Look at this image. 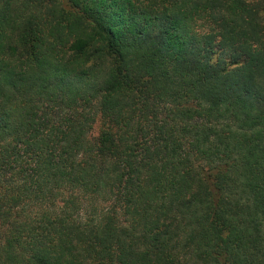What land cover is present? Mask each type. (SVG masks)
<instances>
[{"label": "trees", "instance_id": "1", "mask_svg": "<svg viewBox=\"0 0 264 264\" xmlns=\"http://www.w3.org/2000/svg\"><path fill=\"white\" fill-rule=\"evenodd\" d=\"M0 264H264V0H0Z\"/></svg>", "mask_w": 264, "mask_h": 264}, {"label": "rangeland", "instance_id": "2", "mask_svg": "<svg viewBox=\"0 0 264 264\" xmlns=\"http://www.w3.org/2000/svg\"><path fill=\"white\" fill-rule=\"evenodd\" d=\"M98 128H99L98 123H95V124L93 125V127H92V130H91V132H90V135H96L97 132H98Z\"/></svg>", "mask_w": 264, "mask_h": 264}]
</instances>
